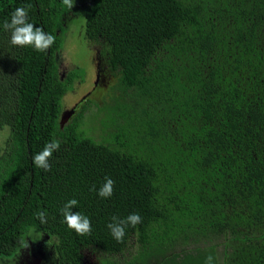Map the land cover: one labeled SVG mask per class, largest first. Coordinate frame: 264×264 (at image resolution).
I'll return each instance as SVG.
<instances>
[{
	"label": "trees",
	"instance_id": "trees-1",
	"mask_svg": "<svg viewBox=\"0 0 264 264\" xmlns=\"http://www.w3.org/2000/svg\"><path fill=\"white\" fill-rule=\"evenodd\" d=\"M17 7L56 37L46 52L10 44L3 23ZM81 13L112 79L63 123L78 73L62 79L57 53L65 19ZM6 127L0 255L34 228L58 264H82L90 251L106 264H205L209 255L264 264V0H75L71 10L62 0H0ZM53 139L60 149L45 172L33 156ZM105 177L115 181L109 199L93 190ZM71 199L91 234L62 223ZM130 213L142 222L119 243L106 225Z\"/></svg>",
	"mask_w": 264,
	"mask_h": 264
},
{
	"label": "clouds",
	"instance_id": "clouds-1",
	"mask_svg": "<svg viewBox=\"0 0 264 264\" xmlns=\"http://www.w3.org/2000/svg\"><path fill=\"white\" fill-rule=\"evenodd\" d=\"M75 0H62L69 10L74 7ZM29 10L25 7H17L11 13L10 20H5L3 29L10 33V44L14 47H31L35 51L43 53L46 52L54 43L56 37L50 33H46L42 27L33 25L28 20ZM60 141L53 139L45 144L43 149L33 156V164L36 168L42 169L45 172L51 171L50 158L54 152L59 151ZM115 181L110 177H105V182L98 190L97 195L102 199H109L114 193ZM78 205L76 199L67 201L60 209V214L63 216L62 223L66 224L67 228L73 230L76 234L84 236L91 234L92 225L91 220L79 213L73 211ZM37 217L41 223H46V213L38 212ZM110 223L106 227L110 231V235L119 243L123 242L128 227L135 228L142 222V218L138 213H130L124 219L117 216L111 218ZM205 264H214V258L209 255L205 259Z\"/></svg>",
	"mask_w": 264,
	"mask_h": 264
},
{
	"label": "rangeland",
	"instance_id": "rangeland-1",
	"mask_svg": "<svg viewBox=\"0 0 264 264\" xmlns=\"http://www.w3.org/2000/svg\"><path fill=\"white\" fill-rule=\"evenodd\" d=\"M83 13L77 17L65 19V32L63 33V43L61 49L57 53L59 63V72L64 75V79L72 72H76L77 77L72 82L71 88L64 97V106L66 109H71L80 100H83L88 95L92 94L102 97L104 88L108 87L107 84L111 80V76L106 77V81L101 82L100 86L97 85V70L99 69L98 58L94 45L90 43L85 37L84 24L85 17ZM98 65V67H97ZM99 72V71H98ZM106 93V92H105ZM105 97V96H104ZM102 100V99H100ZM99 100H97L98 102ZM92 109V107H91ZM97 109L96 106L93 107ZM8 129L6 130L7 133ZM4 131H0V143L5 139ZM36 233L34 231V237ZM44 258H40L39 264H46ZM106 257L99 254L86 255V264H106ZM120 264H123L121 262Z\"/></svg>",
	"mask_w": 264,
	"mask_h": 264
},
{
	"label": "flooded vegetation",
	"instance_id": "flooded-vegetation-1",
	"mask_svg": "<svg viewBox=\"0 0 264 264\" xmlns=\"http://www.w3.org/2000/svg\"><path fill=\"white\" fill-rule=\"evenodd\" d=\"M97 48L98 47L96 46L94 47L96 54H97L96 56L98 58L97 61L99 62L98 63L99 67L97 65L99 69L97 70V75H96L97 81L96 82H97V85L100 86L101 82L106 81V77H108V75H110L112 79V74H110L109 67L105 64V62L104 63L102 62L104 60H101L99 58L100 49L99 48L97 49ZM61 77L62 79H64L63 74H61ZM109 83L107 84V86L109 85ZM87 97H85V99ZM83 100H80L73 107L78 106ZM71 109H68V110H71ZM7 129L8 128L6 127L0 131H4L5 135H7L8 133V131L6 133ZM2 142L0 144H2ZM15 246L16 247L13 248L11 251L0 255V264H39V260L41 257L46 260L45 261L46 264H58L59 263L58 254L56 251H54L53 244L50 242L49 237L43 234L42 232H40V234L34 237V228L28 231L26 234H23L22 236L16 237ZM94 253L95 252H91V251L85 253V257L83 258L84 262H82V264H86L85 263L86 255L94 254Z\"/></svg>",
	"mask_w": 264,
	"mask_h": 264
},
{
	"label": "water",
	"instance_id": "water-1",
	"mask_svg": "<svg viewBox=\"0 0 264 264\" xmlns=\"http://www.w3.org/2000/svg\"><path fill=\"white\" fill-rule=\"evenodd\" d=\"M85 99V98H84ZM77 107V106H76ZM76 107H73L71 110H69V112L68 113H65L64 115H63V123L71 116V114L73 113V111H75V108Z\"/></svg>",
	"mask_w": 264,
	"mask_h": 264
}]
</instances>
